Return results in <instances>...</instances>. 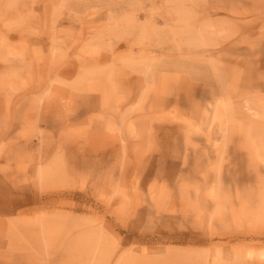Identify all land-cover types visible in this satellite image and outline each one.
<instances>
[{
    "label": "rangeland",
    "instance_id": "1",
    "mask_svg": "<svg viewBox=\"0 0 264 264\" xmlns=\"http://www.w3.org/2000/svg\"><path fill=\"white\" fill-rule=\"evenodd\" d=\"M0 264H264V0H0Z\"/></svg>",
    "mask_w": 264,
    "mask_h": 264
}]
</instances>
